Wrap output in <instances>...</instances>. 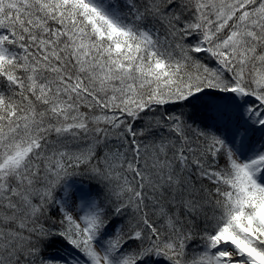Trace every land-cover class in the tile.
Masks as SVG:
<instances>
[{
  "label": "snow or ice",
  "instance_id": "obj_1",
  "mask_svg": "<svg viewBox=\"0 0 264 264\" xmlns=\"http://www.w3.org/2000/svg\"><path fill=\"white\" fill-rule=\"evenodd\" d=\"M0 264H264V0H0Z\"/></svg>",
  "mask_w": 264,
  "mask_h": 264
}]
</instances>
